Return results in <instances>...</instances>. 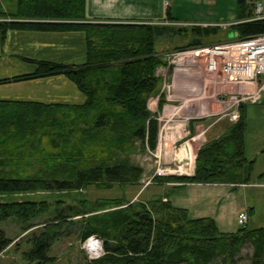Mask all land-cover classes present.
<instances>
[{"label":"trees","instance_id":"obj_1","mask_svg":"<svg viewBox=\"0 0 264 264\" xmlns=\"http://www.w3.org/2000/svg\"><path fill=\"white\" fill-rule=\"evenodd\" d=\"M5 1L0 0L1 42L9 30L81 32L85 40L81 62L25 59L33 71L0 79L4 85L62 76L83 96L81 103L0 99V221L14 218L20 232H26L29 247L22 259L52 264L50 250L57 240L96 235L103 240V254L89 264H240L247 243L250 264H264V226L222 231L213 218L192 219L185 208L162 197L136 202L77 198V205L65 206L62 196L90 185L139 181L143 169L122 158L121 151L134 140L143 149L157 147L163 102L153 112L148 100L159 92L158 69L169 64L157 52L156 40L190 34L174 50L201 48L207 45L204 38L217 35L221 27L89 20L86 0ZM257 2L236 0V21L225 31L238 39L264 34V17L254 14ZM163 20L177 21L169 8ZM243 107L225 133L197 149L191 176H155L154 182L250 183L254 161L245 154ZM196 122L189 120L192 127ZM38 193L47 196L29 197ZM11 243L0 229V255Z\"/></svg>","mask_w":264,"mask_h":264},{"label":"rangeland","instance_id":"obj_2","mask_svg":"<svg viewBox=\"0 0 264 264\" xmlns=\"http://www.w3.org/2000/svg\"><path fill=\"white\" fill-rule=\"evenodd\" d=\"M167 1L172 7L170 11L173 16L180 20L190 22V25H220L222 23L229 22L230 15H235L236 10L235 0ZM260 2L264 9V0H260ZM4 6L5 8H8V6ZM164 23L165 22H163V24ZM169 24L178 26L175 23ZM221 30L222 31H220L217 35H211L204 38V41L207 44L206 47L216 44H227L229 41L237 38V35L233 32L225 31L226 28L223 29V27H221ZM190 39V34L187 36L171 35L160 37L155 42V48L157 51L171 49L167 52L169 53L167 56L171 59L172 55L176 54L174 53V46L178 45L182 47ZM0 46H3V41H0ZM201 48L196 49L199 50L198 52L200 54L194 59L192 58V55L182 54L185 58H181L177 63H171L170 61L168 65L169 68L163 67L158 69V75L161 78L159 92L157 95L150 97L148 100V107L151 111L156 112L157 104L163 102L162 110L161 112H158V115L160 127H164V132L167 130V127H187L189 120L191 119L200 121L196 125L197 127H203V129L205 127H210V124L211 126L214 125L212 127H229L235 119H238L231 118L232 108H228V103H226L228 96L235 90L236 87L232 86L230 89H226L224 87L220 81L222 71L218 72V77L204 71L206 57L203 55L205 54L204 48ZM209 61L212 62V60ZM231 63V61L223 60L220 62V66L221 68H224ZM18 71L20 70H17V72ZM0 76H2V74H0ZM21 87H23V85ZM238 89L241 90V86H239ZM247 90L251 92L255 89H251L249 86L247 87ZM161 97H163V99H161ZM263 97L264 93H260L259 97H253L249 99L247 103H251L253 101L259 102ZM262 113H264V111L257 108V106L248 105L246 109L248 127H264V118L261 117ZM237 114H239V112ZM164 146L165 145L162 144L157 149L150 151L145 148L143 149L140 141L138 140H134V142L129 146L123 145V151L119 149L122 153L121 157L127 159L130 164L137 165L143 169V173L139 181L132 185L112 184L103 188L97 187L96 185H90L81 189L80 192H65L62 194L64 205H77V198H84L91 202H94L97 199H120L128 202H136L139 200L145 201L160 197V195L165 192L169 193L171 202L175 204L173 197L175 194L178 195L181 193V190L175 189L176 191L174 190L171 192L172 189L169 185L164 186L162 184L155 183L154 177L159 175H170L171 173L177 174L185 172L188 166L185 165L181 169H178L181 165L177 162H172V160H168V157L171 158L174 156L171 153L174 148ZM245 190L246 189L233 190L232 192L236 193L238 197L245 200ZM227 194L230 193H226V195ZM248 194H250V189L248 190ZM226 195L222 193L219 197H216L213 193L210 198L203 200L207 202L204 205L205 208L209 209L205 213L213 214L212 212L217 208V203L214 204L213 201H216L219 198L224 199ZM45 196H47V194L38 193L29 197L44 198ZM23 197L25 196H19L16 197V199H22ZM232 198L233 196L231 195V199L227 200L229 202L228 206L231 210V217L226 211L224 214L225 223H221L218 219H215L220 230L233 231L234 228L235 230L238 228L236 224L235 227L233 225V203L235 202V198ZM38 221L41 222L44 220L43 218H40ZM263 221L264 216L256 214L253 219H250L248 227L255 228L257 223ZM0 229L4 230L7 236L13 239V243H11L7 250L0 255V264H34L26 262L22 259V252L29 246L26 244V232H20V226L17 224L15 219L9 218L7 220L0 221ZM93 238L99 240L100 242L102 250L99 253H92L89 250L87 242L85 241L86 239L81 241L77 237H69L57 240L50 250V256L54 259L52 264H89L90 262L95 261L103 254V240L96 235L93 236ZM17 243L19 244L17 245ZM251 254L252 247L249 243H247L238 256L240 264H250Z\"/></svg>","mask_w":264,"mask_h":264},{"label":"crops","instance_id":"obj_3","mask_svg":"<svg viewBox=\"0 0 264 264\" xmlns=\"http://www.w3.org/2000/svg\"><path fill=\"white\" fill-rule=\"evenodd\" d=\"M4 2L6 3L5 0ZM167 8H172L167 0H86V16L89 20H135L160 24L165 22L164 24H169L170 22L163 20L165 15L164 11ZM176 20L175 24L178 26L191 24L178 18ZM235 21L236 10L235 15L231 14L229 22L226 23H234ZM170 50L157 52L163 55ZM84 53L85 40L84 34L81 32L9 30L6 33L3 46H0V74H2L0 79L33 71L34 65L23 61L25 59L47 60L59 63L81 62L84 58ZM17 70L20 71L17 72ZM22 85L23 87H21ZM0 99L33 100L43 103H81L83 96L70 81L62 76H53L0 85ZM248 105L257 106V108L264 111V97L259 102L253 101L251 103H245L243 107L245 115ZM232 112H239V107H232ZM261 117L264 118V113H262ZM198 122L200 121H197L193 127L190 124L187 127L172 126L167 127L165 132L164 127H160L159 129L156 149L162 144L165 145L164 147L174 148L171 151L174 156L171 158L168 157V160H172V162H177L181 165L178 169H181L185 165L188 166L185 172L172 174V176H191L194 172L197 149L204 143L217 139L228 128L212 127L214 125L211 126L210 124V127L203 129V127H197L196 124ZM245 154L249 160L254 161L251 181L246 185L195 183L177 186L179 184L172 182L160 184L164 186L169 185L172 189L171 192L175 189L181 190V193L174 195L173 200L175 204H172L176 207L185 208L188 211V216L192 219L211 217L214 220L218 219L221 223H225L224 214L226 211L231 217V210L227 200H230L232 195V199L235 198L232 219L234 220V227L235 224L238 227L237 215L241 211H246L248 214V226L250 219H253L256 214L264 216V127H248L247 120ZM240 189H246L244 191L245 200L232 192L233 190ZM249 189L250 194H248ZM213 193L216 197H219L222 193L224 195L226 193L230 194H227L224 199L219 198L213 201L214 204L217 203V208L212 212L213 214L205 213L209 209L205 208L204 205L207 202L203 200L210 198ZM160 197L170 200L168 192L161 194ZM250 208L252 209L251 213H249ZM261 226H264V221L257 223L255 228ZM222 231L231 232L229 230ZM233 231H235V228Z\"/></svg>","mask_w":264,"mask_h":264},{"label":"built area","instance_id":"obj_4","mask_svg":"<svg viewBox=\"0 0 264 264\" xmlns=\"http://www.w3.org/2000/svg\"><path fill=\"white\" fill-rule=\"evenodd\" d=\"M263 8L257 3L254 8L256 17H261ZM261 46V48H257ZM264 50V34L251 38L241 39L229 42L227 44H216L204 48L206 63L204 71L218 77V72L222 71L221 83L226 89L235 86V90L228 96V108H238L253 97H259L260 93H264V52L263 56L258 59H249L250 53L255 49ZM199 50H189L177 52L172 55L169 62L177 63L183 57L182 54L192 55L196 58L200 53ZM209 60H212L210 62ZM226 60L232 63L221 68L220 62ZM241 86V90L238 87ZM254 88V91H248L247 87ZM224 99V98H223ZM231 118H236V114L232 112ZM247 216L244 212L238 215V222L244 224Z\"/></svg>","mask_w":264,"mask_h":264},{"label":"bare ground","instance_id":"obj_5","mask_svg":"<svg viewBox=\"0 0 264 264\" xmlns=\"http://www.w3.org/2000/svg\"><path fill=\"white\" fill-rule=\"evenodd\" d=\"M257 48H261V46H258ZM255 49L253 53H250L249 59H255L258 60L263 56L264 50H258ZM88 248L92 253H99L101 251V245L98 240H95L94 238H91L87 242Z\"/></svg>","mask_w":264,"mask_h":264}]
</instances>
